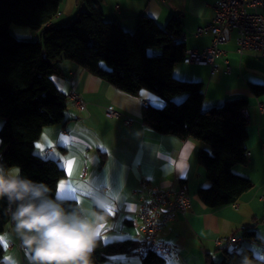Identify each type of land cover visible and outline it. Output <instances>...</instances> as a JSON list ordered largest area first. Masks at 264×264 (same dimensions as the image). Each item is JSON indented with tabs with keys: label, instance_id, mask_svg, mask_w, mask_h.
<instances>
[{
	"label": "crops",
	"instance_id": "1",
	"mask_svg": "<svg viewBox=\"0 0 264 264\" xmlns=\"http://www.w3.org/2000/svg\"><path fill=\"white\" fill-rule=\"evenodd\" d=\"M217 1L97 0V5L105 21H116L129 32L135 30L141 16L154 19L159 27L170 19H177L182 30L180 41L186 50H202L210 45L212 37L195 32L211 22L212 5ZM79 10H87L84 2L63 0L59 16L52 25H65ZM11 32L19 39L38 40L40 37L38 31L33 33L22 27H11ZM232 33L222 46L224 54L212 65L184 64L191 66V70L178 71L184 75L183 79L203 84L202 110L218 106L227 99L243 97L248 101L245 109L247 161L242 167L235 166L233 173L238 175L241 168L253 188L235 204L217 209H208L198 198V190L209 184L198 164V153L205 146L196 140L159 133L142 122L146 105L163 106L159 97L147 90L136 96L129 95L66 60L61 64L62 74L52 76L61 93L66 96L69 90H74L86 103V108L79 111L68 100L63 122L43 129L34 143L35 153L54 160L63 170L64 176L57 186L58 198L76 200L90 218L97 193L103 192L111 201L112 207L98 228V239L104 244L142 241L134 219L139 203L132 193L140 181H145L160 189L184 187L192 197L191 208L158 234L179 256L176 259L175 255H169L165 258L166 264H215L221 258L222 247L216 246L214 240L242 238L246 230L254 231L255 237L242 238L237 249L247 247L255 257L264 259V95L256 97L251 91L252 85L264 87V56L237 53ZM153 54H161V48L153 49ZM175 70L176 67L174 76L180 78ZM108 107L118 111L119 117H107L105 109ZM69 160L73 163L71 175L66 169ZM61 183L65 185L63 189L59 188ZM12 210L14 206L10 207V220L0 236L3 258L6 264H30V253L15 232ZM8 243L10 247L5 248ZM97 264H142V261L132 251L111 255Z\"/></svg>",
	"mask_w": 264,
	"mask_h": 264
},
{
	"label": "trees",
	"instance_id": "2",
	"mask_svg": "<svg viewBox=\"0 0 264 264\" xmlns=\"http://www.w3.org/2000/svg\"><path fill=\"white\" fill-rule=\"evenodd\" d=\"M87 10H79L65 25L47 24L59 16L63 0H0V164L19 168L21 175L44 183L50 194L66 208L78 207L74 199L57 197L64 176L58 164L35 153L34 143L47 126L63 122L67 97L55 86L52 76L61 75L64 60L136 96L147 90L163 101L162 107L146 105L141 120L147 127L179 139H192L205 147L198 164L209 184L198 190V198L208 209L235 204L253 188L251 180L233 173L247 161L248 119L242 115L248 101L227 99L222 104L201 109L204 86L201 82L176 78L175 67L183 64L186 46L180 41L181 23L170 19L163 27L141 16L135 30H124L116 21L103 19L97 0H80ZM11 27L39 32L38 40L19 39ZM161 48L151 56L149 48ZM254 96L264 95L263 86H251ZM184 96L179 103L176 98ZM10 205L0 199V236L10 220ZM244 240L255 237L246 230ZM137 241L104 244L97 239L92 263H102L114 254L131 253ZM215 264H264L243 247L233 251L222 247ZM0 241V264H6ZM142 264H166L152 252L141 257ZM209 264H213L209 262Z\"/></svg>",
	"mask_w": 264,
	"mask_h": 264
},
{
	"label": "built area",
	"instance_id": "3",
	"mask_svg": "<svg viewBox=\"0 0 264 264\" xmlns=\"http://www.w3.org/2000/svg\"><path fill=\"white\" fill-rule=\"evenodd\" d=\"M212 8L214 15L211 22L195 32L196 35H211L210 45L202 50H186L183 64L212 65L224 54L222 46L227 43L230 32L235 35L237 53L264 56V13L259 11L264 9V0H218ZM47 25L51 27L52 22ZM66 97L72 101L76 109L85 110L86 103L77 92L69 90ZM105 115L109 118H117L120 113L108 107L105 109ZM242 115L246 116L245 109L242 110ZM126 122L130 123V120L127 119ZM132 194L139 203V210L134 219L142 235V241L133 250L134 254L142 257L152 252L163 258L173 254L179 259L173 247L159 239L158 234L191 208L190 194L184 187L160 189L145 181H140L138 188ZM241 241V237H220L214 240V244L237 251ZM10 245L8 243L5 248Z\"/></svg>",
	"mask_w": 264,
	"mask_h": 264
},
{
	"label": "clouds",
	"instance_id": "4",
	"mask_svg": "<svg viewBox=\"0 0 264 264\" xmlns=\"http://www.w3.org/2000/svg\"><path fill=\"white\" fill-rule=\"evenodd\" d=\"M0 199L14 205L15 232L30 253V264H91L111 201L103 192L93 198L90 214L81 207L66 208L47 185L21 175L20 169L0 164Z\"/></svg>",
	"mask_w": 264,
	"mask_h": 264
},
{
	"label": "rangeland",
	"instance_id": "5",
	"mask_svg": "<svg viewBox=\"0 0 264 264\" xmlns=\"http://www.w3.org/2000/svg\"><path fill=\"white\" fill-rule=\"evenodd\" d=\"M259 11L260 12H263L264 13V9H259ZM66 23H68V21H66ZM66 23H64V24H66ZM164 27V26H163ZM163 27H161V28H163ZM133 32V31H132ZM33 33H35V32H33ZM233 34V33H232ZM29 40H36V39H29ZM153 49H155V48H149L148 49V54H150L151 56H153L154 54H153ZM160 55V54H159ZM176 69L177 70H175V74H177V76H180V78L179 77H176V78H178V79H180V80H186V81H192V80H190V79H183V78H185L184 77V75H180L179 73H178V71H181L182 69H183V71L184 70H191V66H185L184 64H180V65H178L177 67H176ZM183 98H184V96H179V97H177L176 98V102L177 103H179L180 101H182L183 100ZM205 110V109H204ZM237 167H242L241 165H239V166H237ZM13 169H15V168H13ZM240 170L238 171L239 172V174H238V176H241V177H245L246 175V173L244 172V171H242L241 170V168H239ZM235 173V172H234ZM237 174V173H236ZM256 176V175H255ZM246 178V177H245Z\"/></svg>",
	"mask_w": 264,
	"mask_h": 264
},
{
	"label": "snow or ice",
	"instance_id": "6",
	"mask_svg": "<svg viewBox=\"0 0 264 264\" xmlns=\"http://www.w3.org/2000/svg\"><path fill=\"white\" fill-rule=\"evenodd\" d=\"M66 169H67V173L68 175H71L72 171H73V163L71 160L67 161V164H66ZM65 187V185L63 183H61L59 185V188L60 189H63ZM0 239H2V237H0Z\"/></svg>",
	"mask_w": 264,
	"mask_h": 264
},
{
	"label": "water",
	"instance_id": "7",
	"mask_svg": "<svg viewBox=\"0 0 264 264\" xmlns=\"http://www.w3.org/2000/svg\"><path fill=\"white\" fill-rule=\"evenodd\" d=\"M228 34V33H227Z\"/></svg>",
	"mask_w": 264,
	"mask_h": 264
}]
</instances>
